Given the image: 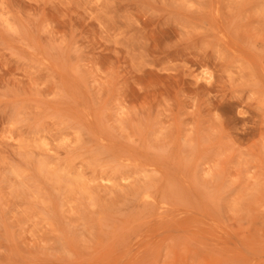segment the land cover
<instances>
[{"label": "rangeland", "instance_id": "obj_1", "mask_svg": "<svg viewBox=\"0 0 264 264\" xmlns=\"http://www.w3.org/2000/svg\"><path fill=\"white\" fill-rule=\"evenodd\" d=\"M0 264H264V0H0Z\"/></svg>", "mask_w": 264, "mask_h": 264}]
</instances>
